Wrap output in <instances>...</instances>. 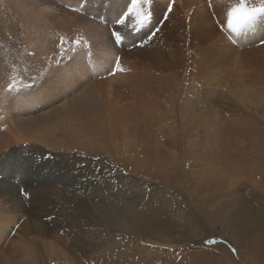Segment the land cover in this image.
<instances>
[{
	"label": "rangeland",
	"instance_id": "1",
	"mask_svg": "<svg viewBox=\"0 0 264 264\" xmlns=\"http://www.w3.org/2000/svg\"><path fill=\"white\" fill-rule=\"evenodd\" d=\"M100 2L0 0V264H65L64 245L70 264H264V31L254 32L264 13L233 33L241 0H173L166 20L169 0L138 4L119 31L147 32L76 78L74 57L90 56L72 39L77 23L117 21L131 4ZM56 62L71 78L57 94ZM83 93L120 95L131 130L119 134L106 115L108 142L83 139ZM243 206L263 227L223 220Z\"/></svg>",
	"mask_w": 264,
	"mask_h": 264
},
{
	"label": "bare ground",
	"instance_id": "2",
	"mask_svg": "<svg viewBox=\"0 0 264 264\" xmlns=\"http://www.w3.org/2000/svg\"><path fill=\"white\" fill-rule=\"evenodd\" d=\"M89 3H92V2H89ZM100 3H103V0ZM153 9H154L153 5L147 6L145 8L144 14H149L148 12H150V11L153 12ZM95 20L98 23V27L97 28H95V27L92 28L91 25L89 23H86V22H78L77 23V28H78L77 30L79 31L78 32L79 34H78V36L74 35V33L72 35L74 37L76 36L75 38L72 37L74 42L78 41V43H79V40H81V43H87L88 44V48L86 49V51H87L88 54H90L89 57H83V56H80V55H76L74 57L75 60L79 64H81V66L78 68L79 70L75 69L73 72H71V73H74L76 75V78L79 76L80 73H81L82 77L84 76V74L86 72V68L91 67L92 61L97 56L98 57H99V55L105 56V55L109 54L111 51L115 50L116 48H118L120 46H128L130 44H133L137 40V38L139 37V34H141L142 32L146 33L147 30H148V28L145 29L146 24H143L145 26L137 27L135 32H127V34L129 36H126L124 38V36L119 31L120 25L116 24V21H115L116 19L107 20L105 18L99 17V18H96ZM259 21H260V23L259 24L256 23L257 25L254 26L255 27L254 28V32L257 33L256 35H259L260 32L264 31V15H263V17L260 20H258V22ZM153 24H154V21H153ZM111 28L114 29V30L110 31ZM159 29H160L159 30L160 33L164 32L163 28H159ZM113 31L118 32L123 37L122 43L116 44L114 38L112 37V32ZM186 34L188 35L189 33H186ZM261 36H262V39H264V32L262 33ZM188 37H191V36L188 35ZM160 41L164 43L163 39H158L155 42L156 43H160ZM78 43H74V44L77 45ZM262 47H264V44L262 45ZM77 49L78 50H83L82 47L81 48L77 47ZM62 64H64V62ZM68 67L71 69L70 65H68ZM60 72H61V67H60L59 63L56 62V63H53L51 65V67L48 70V74H47V76L50 77L49 82L51 81L50 85H49V89L52 90L56 94H57V92L59 91V89L61 87H64V86H67V85L71 84V78L68 79L65 76H62L61 78L59 77L58 74ZM40 95H42L41 92H38L35 97L39 98ZM43 96H45V95H43ZM81 97L82 98L78 99V101L81 104H78L76 106V108H78L77 110H79V112H81L79 116H81V117L87 116L86 119H88L86 121V123H84L87 126L86 127V133L82 134L81 133V129H80L81 126L80 125L78 126L77 133L79 135H81V137L83 139L85 138L87 140H95V139H99L100 138L101 140H103L105 142H108V138L109 137L106 138L108 135L105 136V134H108L107 133L108 130L105 132V134L103 133L104 132V129H103L104 127L103 126L105 125V122H104L103 119H104V117H106V115L111 116V118H112V120L114 122V126H116L115 122L117 123V126L119 124L118 128L116 127L117 131L119 129V131H118L119 134H125V133H127V132H129L131 130L130 125H128V120L125 117V113L127 115H129V116H133V115H135V112H134V110L132 108L126 107V105H124V104H122L121 102L118 101V97H120V95H114V98L111 101H108L106 98H104L101 95L94 96L91 93H83V96H81ZM30 98H33V97H30ZM37 98H33L32 102H36ZM62 110L63 109L54 112V114H56V117H58L59 119H62L63 116L66 115L64 113H61ZM84 120L85 119H81L82 122H84ZM105 126H107V124ZM88 127L90 128V130L88 129ZM122 128H123V131L121 130ZM112 133L109 132V134H111L113 136ZM63 134L65 135V132H63ZM75 136H77V135H75ZM128 136H129V134H128ZM78 138L79 137H77V139ZM67 139H71V138H67ZM115 139L116 138H114V140ZM71 140H73V138ZM110 141H113V140H110ZM217 157H218V160H220L221 162L229 160V156L226 155L222 150H221V152H219L217 154ZM9 175L10 176H7V179H9L11 181H15L16 180L17 176H14L15 174H14V172L12 170H9ZM18 198L19 197L16 195L15 199L12 200L13 201L12 202L13 206H15L18 209H25L24 205L22 203H20L21 201ZM250 209H249L248 213H246L247 210L243 206V207H241L239 209V211H237V212L234 211L233 215H231L228 218L229 220L228 219H223V220H225V221L227 220L228 225H230V226L233 225V226H235V227H237L239 229V228H242V227L250 224L251 223V216H253V218L255 216V219L260 224V220H258L259 218L256 215H254L253 213H251ZM64 246L62 247L61 251L67 257H69L70 254L67 252V250H66V248H64ZM68 250H69V248H68ZM66 256H63L65 264H70V260H68L66 258ZM69 259H70V257H69Z\"/></svg>",
	"mask_w": 264,
	"mask_h": 264
},
{
	"label": "snow or ice",
	"instance_id": "3",
	"mask_svg": "<svg viewBox=\"0 0 264 264\" xmlns=\"http://www.w3.org/2000/svg\"><path fill=\"white\" fill-rule=\"evenodd\" d=\"M141 3L147 4V3H150V0H131V4L128 7V11L125 12L122 16H120V18L116 21V23L118 25L123 24L128 14L133 12L136 9V6ZM172 8H173V0H169L166 11L164 13L165 20L168 18V14L172 11ZM260 13H264V4H262L259 7L248 8L245 6L244 0H241L240 4L236 8L230 10L228 13V24H227L228 29L233 33H239L241 28L250 24L256 18V16ZM136 15L139 17L138 23L141 20L147 21L148 19H150V14L141 15V13L137 12ZM156 31L158 32L159 29H157ZM155 35H156V32H152L146 38V40L142 42L141 46L150 42L154 38ZM112 37L114 38L116 44L122 43L123 37L118 32L113 31ZM260 42L261 44H264V40H261ZM61 43H63V40H61ZM74 43H78V41ZM114 67H115V71H124V69L120 67L119 58H117V61ZM20 191H21V195H24V196L28 195L23 189H21Z\"/></svg>",
	"mask_w": 264,
	"mask_h": 264
}]
</instances>
